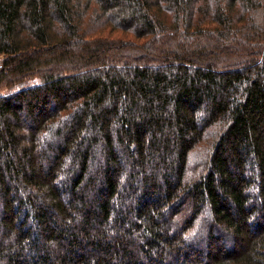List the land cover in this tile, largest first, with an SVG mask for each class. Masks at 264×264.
<instances>
[{
  "label": "trees",
  "instance_id": "obj_1",
  "mask_svg": "<svg viewBox=\"0 0 264 264\" xmlns=\"http://www.w3.org/2000/svg\"><path fill=\"white\" fill-rule=\"evenodd\" d=\"M0 264H264V0H0Z\"/></svg>",
  "mask_w": 264,
  "mask_h": 264
},
{
  "label": "rangeland",
  "instance_id": "obj_2",
  "mask_svg": "<svg viewBox=\"0 0 264 264\" xmlns=\"http://www.w3.org/2000/svg\"><path fill=\"white\" fill-rule=\"evenodd\" d=\"M3 92V91H2Z\"/></svg>",
  "mask_w": 264,
  "mask_h": 264
}]
</instances>
